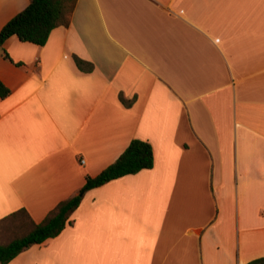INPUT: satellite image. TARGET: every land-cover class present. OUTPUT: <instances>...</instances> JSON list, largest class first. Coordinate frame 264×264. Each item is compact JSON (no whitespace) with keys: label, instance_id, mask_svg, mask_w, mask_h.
I'll list each match as a JSON object with an SVG mask.
<instances>
[{"label":"crops","instance_id":"1","mask_svg":"<svg viewBox=\"0 0 264 264\" xmlns=\"http://www.w3.org/2000/svg\"><path fill=\"white\" fill-rule=\"evenodd\" d=\"M28 2L0 0V29ZM68 18L0 46V220L40 222L133 138L153 165L6 264H264V0H76Z\"/></svg>","mask_w":264,"mask_h":264},{"label":"trees","instance_id":"2","mask_svg":"<svg viewBox=\"0 0 264 264\" xmlns=\"http://www.w3.org/2000/svg\"><path fill=\"white\" fill-rule=\"evenodd\" d=\"M76 0H29L28 4L12 16L0 29V46L6 38L16 35L21 41L43 45L52 29L66 26L69 14L74 9ZM7 57V53H4ZM73 60L78 69L84 72L93 70V64L77 55ZM10 89L0 80V98H4ZM125 106L132 103L119 94ZM153 165V150L149 142L133 138L117 158L94 176H86L85 182L77 194L60 201L40 222H34L24 209H19L4 217L0 222L22 215L26 219L28 229L13 237L6 244H0V264H6L25 248L39 244L47 238L57 236L71 222L70 215L79 205L83 194L94 187L120 176L136 173ZM264 263L263 259H255L250 263Z\"/></svg>","mask_w":264,"mask_h":264},{"label":"rangeland","instance_id":"3","mask_svg":"<svg viewBox=\"0 0 264 264\" xmlns=\"http://www.w3.org/2000/svg\"><path fill=\"white\" fill-rule=\"evenodd\" d=\"M27 225L22 215L0 222V244H6L13 237L23 234L28 229Z\"/></svg>","mask_w":264,"mask_h":264},{"label":"built area","instance_id":"4","mask_svg":"<svg viewBox=\"0 0 264 264\" xmlns=\"http://www.w3.org/2000/svg\"><path fill=\"white\" fill-rule=\"evenodd\" d=\"M81 162L83 163V162H84V160L82 159V160H81Z\"/></svg>","mask_w":264,"mask_h":264}]
</instances>
